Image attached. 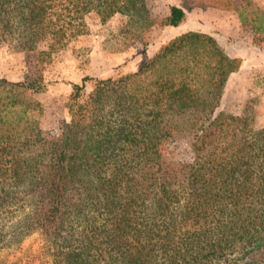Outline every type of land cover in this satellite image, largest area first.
I'll use <instances>...</instances> for the list:
<instances>
[{
  "label": "trees",
  "instance_id": "trees-1",
  "mask_svg": "<svg viewBox=\"0 0 264 264\" xmlns=\"http://www.w3.org/2000/svg\"><path fill=\"white\" fill-rule=\"evenodd\" d=\"M181 2L163 27L193 8L246 23L232 0ZM115 14L137 36L156 24L145 0H0V44L33 58L26 79L0 78V164L10 156L0 213L28 198L22 231L42 235L50 264H264V128L216 112L241 59L212 35L185 31L134 72L72 83L69 123L57 138L41 135L34 96L52 56L88 32V17ZM261 18L250 26L257 45ZM177 138L187 157L167 159Z\"/></svg>",
  "mask_w": 264,
  "mask_h": 264
},
{
  "label": "rangeland",
  "instance_id": "rangeland-1",
  "mask_svg": "<svg viewBox=\"0 0 264 264\" xmlns=\"http://www.w3.org/2000/svg\"><path fill=\"white\" fill-rule=\"evenodd\" d=\"M232 2L245 16V25H242L234 11L193 8L186 10L187 19L181 26L163 27L162 20L168 14V7L171 4L184 7L181 0H145L149 14L156 24L141 36H137L136 31L128 24L127 17L122 14H115L104 23L93 16L88 17V32L54 54L43 72L47 89L34 96L41 104V113L36 115L41 135L45 138H57L69 123L70 113L66 102L72 83H80L85 76L106 78L118 72H134L162 44L185 31L210 34L227 54L247 57L245 55L253 47L248 46L254 36L250 26L262 21L264 0ZM257 38H261L258 48L264 51V37L258 33ZM32 59V55L15 52L1 43L0 78L11 81L26 79L32 68ZM249 62L248 68L243 67L227 81L216 112L241 116L252 126L264 128V61L261 64L252 61L251 67ZM91 88L92 83L87 82L84 97ZM163 152L167 159L179 160L187 157L188 149L184 139L177 138L168 142L163 147ZM9 157H2V168L9 167ZM27 200L28 198L10 202L0 213L4 244L1 246L0 259L15 264H50L52 250L42 235L37 231L26 234L22 231L21 223L29 210Z\"/></svg>",
  "mask_w": 264,
  "mask_h": 264
},
{
  "label": "crops",
  "instance_id": "crops-1",
  "mask_svg": "<svg viewBox=\"0 0 264 264\" xmlns=\"http://www.w3.org/2000/svg\"><path fill=\"white\" fill-rule=\"evenodd\" d=\"M186 19H187V13H186ZM210 30L212 31V29H210ZM248 46H250V47L253 46L255 48H253V47L250 48V50L247 52V55H245L247 57H244L243 55H240V56L237 55L238 57H240L242 59L241 60V65H240L239 70L237 72H235V73H232L230 75V77L233 76V75L238 74L241 71V69H243V67H247L248 68V62L249 61L251 62V63L249 62L250 67H251L252 61L255 64H261L264 61V51H263V49L258 48V47H260V45L257 46V44H254L252 41H250ZM229 78H228V80H229Z\"/></svg>",
  "mask_w": 264,
  "mask_h": 264
}]
</instances>
